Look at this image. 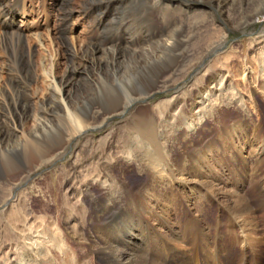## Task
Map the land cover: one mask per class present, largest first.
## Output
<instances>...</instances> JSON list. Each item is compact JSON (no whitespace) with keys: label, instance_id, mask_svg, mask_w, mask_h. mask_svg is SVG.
Segmentation results:
<instances>
[{"label":"rangeland","instance_id":"1","mask_svg":"<svg viewBox=\"0 0 264 264\" xmlns=\"http://www.w3.org/2000/svg\"><path fill=\"white\" fill-rule=\"evenodd\" d=\"M7 1L1 0L0 4L3 5ZM162 1L166 3L171 2V6H174V9L172 8L167 12H162L153 5V0H129V2L122 4L120 0H13V2H16V9L21 11L15 18L17 26H20V29L23 31V39L21 41L22 44L19 46L17 43L5 48V42H1L0 44V107L5 108L10 98L16 99L15 101L21 108L28 107L32 103L35 106L42 97L47 95L46 85L39 75L41 74L40 62L46 63L48 60L46 58L49 56H55L57 58L58 66L55 72L57 79L62 81L64 92H70L69 94L73 97L91 94L97 82L95 71L92 70V62L99 60L102 52L87 54L85 51L83 52L79 49L78 52L76 50L73 53L66 44L67 40L68 42L71 41V38H76L77 43L78 41L79 43L82 42L85 48L106 50L109 54L114 50L115 52L124 54H130L134 51L137 53L143 49L152 48L158 42L166 40L184 20V13L190 11L187 14V16H190L194 11H198L199 8L204 9L209 17L214 20V23L209 25L210 30L213 31L217 27L223 29L225 37L222 44L217 49L209 51L207 56L201 61L198 60L199 53L196 51L193 54V58H191L193 59L191 63L193 67L188 70L186 76L184 75L182 78L179 75L172 77L171 80L175 83H172V81L171 83L169 82L168 85L172 86L164 91L157 92L158 88L153 92L150 91L149 93L153 94L151 95L152 97H149L144 103L137 104L136 109L133 110L138 109L141 114L144 112L146 116L144 120L152 121V124H154L157 130V126L162 128V135H160L159 129L157 136L161 142L165 143L172 158H177L181 155H192L196 148H203L202 151L204 152L202 153L207 155L205 151L206 148H211V144L209 146L208 144L212 140L216 141V143L218 142V148L225 147L226 151L223 157L228 159L226 163H221L217 159L221 156H214L216 161H211L207 157H194L191 161L193 166L188 168L192 171H189L187 174L181 173V169L178 168L179 170L173 176L172 184H169V186L166 184L164 197H161L162 201L160 203L168 205L173 204V199L178 200V206H176L178 210L176 208L175 215L174 213L170 214L168 221L171 225L182 229L180 233L183 236L186 234L184 236L185 242L187 240L186 238L190 235L194 239V234L197 237L196 239H198L200 229H203V232L207 234L209 230L213 235L218 233V238L223 237L220 243L221 250L222 247L224 249V251L222 250L220 252L223 259L230 252V255L236 252L234 255L238 256L243 249V245L241 243L238 245L233 239L236 237L237 239L242 238L241 223L239 220L232 218V223L228 224V217L224 215L227 203H223L220 200L222 196L220 197L219 195L215 199L216 201L214 200L211 204H208L207 201H201V204L196 209L192 206L193 202L191 205L187 202V197L190 193V184L193 181H205L202 182L205 183L203 192L207 195L208 188H206V185L208 183L206 182L210 183L214 181L213 183L217 187L219 186L223 189H226V184L229 188L231 185L232 187H237L234 180L236 175L237 177H242L241 165L239 163L236 164V161L232 158L233 154L227 149V146H229V143L233 144L235 148H239L242 156L246 155L247 152L242 147L247 140L238 137V129L244 128L248 134H250L252 127H255L259 131L260 139L256 147L258 150H261V154L257 155L251 148H248L250 150V157L248 156L247 158L250 161H255L258 158L259 160H263L264 164V94L253 83L248 84V82L242 81L240 76L242 70L241 66L239 67L242 62H245L246 57L249 61L248 66L249 64L252 66V68L249 66L250 69L252 71L254 70V74L257 73V63L255 60L257 59L258 51L256 49L261 46L258 44V41L264 37V17L257 16L248 26L241 28H235L232 24L233 22L227 18L230 4L233 8V11L230 12V19L235 21L240 18V13L237 10L241 9V6L245 12H249L251 8L261 6L263 3L260 1L264 0H246L244 2H240V0H221V4L224 6L222 11L217 7V3L212 0ZM1 33L3 32L2 26L0 25V35ZM40 37L47 38V40H43L41 46L37 42ZM20 47H23V49ZM27 49H30L32 59L35 62V71L38 74V78L36 80L34 79L35 81L33 82L27 80L24 76V70H22L20 57H26ZM6 52L16 57L17 63L12 68H8L4 62L3 57H7ZM230 60L236 61L238 64L233 67L230 64ZM222 64H230V68L227 70L224 68L221 69ZM211 65L213 66L212 73L218 71V69H221L220 71L222 73L226 71L224 72L227 79L225 88H233L236 93H239L242 103L239 104L234 99L230 103L226 100L215 104L212 107L214 110H211L212 112L214 111L211 113L212 117L208 116L199 126L196 125L194 130H188L185 127L184 120L180 119L181 115L188 119L191 115H194L199 109L197 101L201 97L197 93L199 83L195 85H192V83L196 78H203V85L207 86L209 66ZM159 66L163 67V64H159ZM127 70L128 67L121 71L124 73ZM16 75L18 78H16ZM249 76H251V73ZM167 77H169L168 73H162L159 76L157 86L161 88V82ZM263 81L264 79H262ZM122 86L128 87L129 85L125 82L121 84V89ZM186 91L192 95L190 98L186 96L187 93L181 97L180 94ZM174 95L184 99V107L181 109L172 107L169 109L170 111L168 110L164 114L162 113L164 108H156L159 103L165 102ZM28 97H30L29 100ZM240 109L246 111L248 115ZM133 110L131 112H134ZM168 114V121L166 123L162 122V119ZM170 114L174 115L176 119L172 120ZM8 116L0 110V131L1 134H7L5 136L6 141L3 140L0 142V148L2 149L6 148V145H12L14 142L12 135H8V125H10V116ZM127 119L128 116L126 117V115L106 119L103 125L96 131L88 132V138L92 142L90 144L91 146L83 147V140H75L68 147H63L64 150H61L62 152L60 151V156L53 163L51 162L41 168L35 167L38 165L36 161L29 163V161L24 160L23 152L25 149L18 146L16 147L18 154L14 156V161L20 169L8 173L6 171L8 161L7 159L4 161L3 156L0 154V170L2 171L0 179L2 181L0 182V264H4V262L14 264L13 260L17 257H28L29 255L27 253L30 249L23 246V248L15 252V242L20 241L18 239L24 238L25 235L29 238L31 236L33 237L36 231L44 233L38 240L40 246L44 249L43 252L45 255L41 256L38 261H29V264H98L88 246L78 242L77 238H75L77 237L76 235L73 238L70 237L71 234L68 231L73 227L76 233L82 234L83 238L89 232H93V227L97 222L96 218L99 216L96 210V200L102 197L104 193L99 183H95V176H99L100 178L98 177L99 179L97 178V180H100L104 177L103 172L108 174L111 172L114 178L120 182V185L124 186V190H121L122 192L120 194V196L123 194L121 196V204L116 211L117 218L122 215L123 218L137 225L135 226L134 224V227L136 232H139L140 237H136L133 243L135 244L136 252L144 256L146 255L147 258L153 259L158 263L172 264V261L168 260L171 258V254L167 252L170 251L165 246L167 244L164 245L169 237L157 235L142 228L145 220H148L147 222L151 224H154V222L152 220L149 221L147 214H145L146 216L144 215L143 212L146 211L144 209L145 206L142 204L144 200L136 193V187L142 181L146 180V175L149 176L150 172L147 168V170H143V173H141L139 166L135 164L126 166L122 162L125 158L123 157L124 147L121 143V138L125 134L121 131L127 124ZM27 126H29L28 122ZM50 136V139L55 138L53 132H50ZM234 137H236L235 140ZM44 138L49 139L48 136ZM43 141V139L39 140V142ZM58 143L54 139L50 140L51 145H47L51 147L54 154L61 147ZM235 155L237 158H242L240 154L235 153ZM201 158H205L204 164L197 163ZM114 161L119 162L118 166H114ZM200 164L203 165L200 167ZM196 168H198L197 171L195 170ZM261 173L263 174L262 177H264V169ZM100 181H103V179ZM161 183L165 184L164 181ZM258 186L264 191L263 179ZM255 188L258 189V187ZM240 191L244 193L247 198L246 200H249L248 203L254 205V202L248 196L251 191L248 184H245ZM20 203L24 206L25 214L12 218L11 211H15ZM6 208L9 209L6 210ZM263 208H260L254 213L259 220L261 240L264 236ZM195 210H202V215L199 217V214ZM260 217H263V219ZM194 220L197 221L195 222ZM107 224L110 225L109 223L100 225L102 228H108L109 226ZM230 225L233 233L231 232L228 235L234 238L228 241L229 237L226 233H229V231L225 227H230ZM194 228L197 230L195 231ZM186 229L191 230L192 234H189V230ZM46 236L51 237L53 240L51 244L46 242ZM177 240L172 242V246H176L175 249L182 248L184 250V253H186V258H184L186 260L185 263L187 262V258V264L193 262V253H195V260L197 259L199 261L198 259L200 258L202 261L206 260L205 264H207L206 257H208L209 252L206 253L204 248H198L197 251L199 253L197 251L192 252L193 250L190 245H184V243ZM25 241L23 242L24 245L27 244ZM59 242L61 244L64 243L58 245ZM175 243L178 244L175 245ZM162 244L164 246H161ZM181 244L183 247H181ZM158 245L160 246L159 250L157 249L159 248ZM58 248L60 251V248L65 249L66 255H61ZM144 248L149 251V254ZM164 249L166 253H164ZM262 250V254L256 257L260 264H264V245ZM248 252L251 253L249 250ZM198 256L200 257L198 258ZM251 260L252 258L248 255V262L251 263ZM231 264H239V258Z\"/></svg>","mask_w":264,"mask_h":264},{"label":"bare ground","instance_id":"2","mask_svg":"<svg viewBox=\"0 0 264 264\" xmlns=\"http://www.w3.org/2000/svg\"><path fill=\"white\" fill-rule=\"evenodd\" d=\"M212 1H215L217 3L216 5L220 11L223 10L224 6L221 4V0ZM242 1L244 2L246 0H240V2ZM127 2H129V0H120L121 4ZM153 2V5L162 12H167L169 9H172L174 7L171 6V2L166 3L162 0H153ZM260 2L263 3L261 4V6L251 8V10L249 9V12L246 10L248 13L245 12L244 8L241 6V9L237 10L240 13V18L235 21H232L233 19H230V12L233 11V8L230 4V10H227L229 13L227 15L228 20H231V22H233L232 24L235 26V28H241L243 26H248L253 19L257 18V16L263 18L264 1ZM15 3L16 2H13V0H8L7 3L3 5L0 4V25L2 26L3 32L0 35V44L1 42H5V48L17 43L18 46L22 44L21 41L23 39V31L20 29V26H17L15 18L21 11H18L16 9L17 6L15 5ZM189 12L190 11H188V13H184V20L176 28L174 33L171 34L166 40H164L163 42H158L152 48L143 49L137 53L134 51L130 54H124L117 51L115 52L114 50L111 52V54H109L106 52V50L102 51L95 48H85V45H83L82 42H76V38H71V41L69 42L67 40V47H69L71 49V52L73 53H75L76 50L78 52L79 49L83 52L85 51L87 54H97V52L99 51L102 52L100 59L92 62V70L95 71L97 82L92 89L91 94L73 97L69 94L70 92H64L62 81L57 79L55 72L58 66L57 58L55 56L47 57L46 59L48 60L46 63L40 62L41 74L39 75V77L43 79V82L46 85L48 91L47 95L42 97L41 100L38 101L37 104H35V106H33L32 103L28 107L21 108L15 101L16 99L14 100V98H10V101L8 100L9 103L5 108L0 107V110H2L3 113H6V115L10 116L8 135L10 134L14 138V142L12 145H6V148L3 149L0 148V154L3 156L4 161H6V159L8 161V164H6V171L8 173L15 170L18 171L20 169L16 166V163L14 161V156L18 154L16 149V147L18 146L25 149V151L23 152L24 160L29 161V163L36 161L38 165L35 167L41 168L42 166H46L51 162L53 163V161L60 156V151L64 150L63 147H68L70 143L75 140L81 139L83 140V147L89 146L92 142L88 138V132L96 131L103 125L106 119L126 115V117L128 116V119L126 120L127 124L121 131L125 134L124 137L121 138V143L124 147L123 157L125 158L122 162L126 164V166H130L132 164L139 166V171L141 173H143V170H147V168L149 169L150 175H146V180L142 181L139 184V188L136 187V193L139 194V197L144 200V202L142 203L145 206L144 209L146 210L143 212L144 215L147 214V218H149V221L152 220L154 224L147 222L148 220H143L144 226L142 228L147 231H151L154 234L161 236L165 235V237H169L168 241L164 243V245L167 244L165 246L170 251L167 253L171 254V258H169L168 260H171L172 264H187L188 258L187 262L185 263L186 260L184 258H186V253H184V250L182 248L175 249L176 246H172V242H175L177 239H179L177 241L184 243V245H190L193 250L192 252H196L198 248H204L206 253L209 252L208 257H206L207 264H231L238 258L239 264H260L258 263L256 257L262 254L264 236L261 240L259 220L254 215V213L260 208L264 207V191L258 186L262 182V179L264 180V177H262L263 174L261 173V171L264 169V164L263 160H259L258 158L255 161H250L247 158L248 156L250 157V150H248V148H251V150H253L255 154L257 153V155L261 154V150H258L256 147V144L260 139L259 131H257L255 127H252L250 134H248V132L244 128L237 130L238 137L243 138V140H247L244 142V146L242 147L243 150H246V155L242 156L239 148H235L233 144L229 143V146H227V149H229L231 151V154H233L232 158L236 161V164L239 163L241 165L240 169L242 177H237L236 175V178L234 180L237 186L236 188L234 186L232 187V185L229 188V186H227L226 184V189H223L219 186L217 187L213 183L214 181L210 183L206 182L209 184V186L208 184L206 185V188H208L207 195L203 192L205 183L202 182L205 181H193L191 182L190 187L188 186L190 188V193L188 194L189 196L187 197V202L190 205L193 202L192 206L195 209L199 207L201 201H207L208 204H211L220 195V197L222 196L220 200H222L223 203H227L224 215L228 217V224L232 223V218L239 220L241 223L240 225L243 235L240 239H237V237H233L234 239L229 237L228 234H231L232 227L231 225L230 227H225L227 231H229V233H226L229 237L228 241L233 239L238 243V245L239 243L243 245V249L238 255L240 257L234 255V253L236 252L232 253L233 255H230V252L226 254L223 259L220 254L222 250L224 251L223 247L222 250L220 248V243L223 240V237L218 238V233L213 235L208 230L207 234L203 232V229H200V235L198 236V239H196L197 237H195V234L193 232L194 239L192 235H190L188 236V238H186L187 240L185 242L184 236L186 234L183 236V234L180 233L182 229H180V227L177 228V226L171 225L168 221V219H170V214L178 210V207H176L178 206V200L176 201V199H173V204H168L169 206L160 203V201H162L161 197H164L165 187L167 185L169 186V184H172L173 176H175L177 170L181 169V173L186 174L189 173V171H192L188 168L190 166H193L191 161L194 157H207L208 159L210 158L209 160L211 161H216L215 157L221 156L220 158H217L221 161V163L228 162V159L223 157L225 156V147L222 146L218 148V142L216 143V141L212 140L208 144V146L211 144V148H206L205 152L207 153V155L202 153L204 152L202 151L203 148H196L192 155H181L177 158H172V156L170 155V151L166 148L165 143L161 142V140H159V137L157 136V131L159 129V133L160 135H162V128L157 126V130L154 124H152V121L144 120L146 119L144 112H142L141 114L138 109L135 111L133 110L136 109L137 104L144 103L146 102L145 100H147L149 97H152L151 95L153 94H150V91L153 92L157 88V92L164 91L165 89H168L172 86L168 85L169 82L171 83L172 77H176L179 75L182 78L184 75L186 76L188 70L193 67L191 64L193 59L191 58H193V54L196 51H198L199 53L198 60L201 61L205 56H207V53H209V51L217 49L219 45L222 44L225 37L223 29L217 27L213 31L210 30L209 25L213 24L214 20L213 18L209 17L208 13L204 9L199 8L198 11H194L190 16H187ZM45 39L47 40V38ZM45 39L44 37H40L37 41L38 45L41 46L43 40ZM64 41L66 42V40ZM258 42V44L261 46L256 49L258 51L256 57L257 59L255 60L257 63V73H253L254 70L252 71L250 69V67L252 68V66L251 64H249L250 67L248 66L249 61L245 57V62H242V64L239 65V67L241 66L242 70L240 76L243 82H248V84L253 83L264 94V81L262 82V79H264V37L261 38ZM20 48L23 49V47ZM6 55V58L3 57L4 62L6 63V66L8 68H12L17 63L16 57L8 52H6ZM25 56V58L20 57L22 62V70H24V76L27 78V80H29V82L30 80L31 82H33L38 78V74L35 71V62L32 59L30 49L26 50ZM159 64H163V67H160ZM223 64L221 65V69L224 68L227 70L230 68V64L235 67L234 65L238 63L236 61H231L229 65ZM127 67V72L123 73L121 70ZM212 67V65L209 66L207 86L203 85V78H196V80L192 83V85L199 83V89H197V93L201 97H199L197 101L199 109L195 112L196 116L195 114L191 115L188 119L181 115L180 119L184 120L185 127L188 130H194V128H196V125L199 126L208 116L212 117L211 113H213L214 111L212 112L211 110L213 109L212 107L215 106V104L221 103L226 100L230 103L234 101V99L237 103H242V99L239 93H236L233 88H225L227 79L224 72L226 71L222 70L224 71L222 73L220 71L221 69H218V71H214L212 73ZM17 70L19 71L18 68ZM164 72L168 73L169 77L161 82L160 88L157 86V82H159V76ZM250 73L251 76H249ZM16 78H18L17 75ZM125 82H127L129 86H122L121 89V84ZM172 83L175 82L172 81ZM186 93L187 97L190 98V96H192L188 91H186L180 94L181 97ZM176 96L177 95H174L167 99L165 102L159 103L156 108H164L162 110L163 114L172 107L181 109L185 106V101L183 98L181 99V97L178 98ZM29 99L30 97H28V100ZM132 110L134 112H131ZM241 111L243 113H246V111L244 110ZM246 115L248 114L246 113ZM170 116L172 120L176 119L174 115L170 114ZM168 118L169 114L162 119V122L166 123L168 121ZM27 122L29 123V126H27ZM50 132H53L55 137L54 139H56L57 142H59L58 144L61 145L59 151H56L55 154L51 150V147L47 146L50 144V140H54L52 138L50 139ZM0 135V142L3 140L6 141L5 136L7 134H1L0 131ZM46 136H48L49 139L44 138ZM41 139H43L44 141L39 142V140ZM235 139L236 137H234V140ZM124 140L127 142H125ZM230 140L232 141V139ZM235 153L240 154L242 158H237ZM204 160L205 158H201L197 163H203ZM118 164V161H114V166H118ZM203 164H200V167ZM195 170L197 171L198 168H196ZM103 175V181H100L102 179L97 180L99 176H95V183H99V186L104 191V193L102 197L96 200V210L99 216H97L96 218L97 222L93 227V232H89V234L85 238H83L82 234L76 233L73 227L71 229L69 227L70 230L68 231V233L72 235H70V237L73 238L76 235L77 237L75 238H77L78 242H80L81 244H86L91 250L98 264H161L153 259L147 258L146 255L144 256L143 254L136 252L135 244L133 243L135 238L139 236V232H136L135 230V223L133 224L132 222H129L128 220L123 218L122 215V217L120 216L117 218L118 215L116 211L121 204V196L123 194L121 196L120 194L124 190V186L120 185V182H118L114 178V175L111 174V172L109 174L103 172ZM1 176L2 171L0 170V179ZM166 179H168V181H166ZM155 181L157 182L155 183ZM158 181H164L165 184ZM245 184H248V187L251 190L248 196H250V198L254 202V205L248 203L249 200H246V196L242 191H240ZM255 187H258V189ZM8 209L6 208V210ZM195 211L199 214V217L203 213L202 210ZM11 214L10 215L12 218L14 216L20 217L25 214L23 204L20 203L15 211H11ZM138 218L140 217L138 216ZM260 218L263 219V217ZM118 219L119 221H117ZM103 223H109L110 225L107 224V226H109L108 228H102L100 224ZM135 226L137 225L135 224ZM196 230L197 229H195V231ZM191 232L192 231L189 230V234ZM43 235L44 233L36 231V234L33 237L31 236L29 238L27 235H25V239H18L20 241L15 242V252L16 250H20L21 248H23V246L30 250L27 253L29 255L28 257H17L15 260H13L14 264H29V261L35 262L38 261L41 256H44V249L40 246L38 240V238ZM24 241L27 243L26 245H24ZM52 241L53 240L51 239V237L46 236V242H49L51 244ZM230 242L233 243L232 241ZM62 244L61 242L58 243V245ZM177 244L178 243H175V245ZM164 245L162 244L161 246ZM181 247H183L182 244ZM60 249L61 251L58 248V250L61 252V255H66L64 251L65 249ZM157 249L159 250L160 246ZM248 250L251 253H249ZM165 251L166 250L164 249V253H166ZM146 252L149 254L148 250ZM194 254L195 253H193V262H190L188 264H205L206 260H200V256H198L199 261H197V259L195 260L196 257ZM248 255H250V257L252 258L251 263L248 262ZM4 264L7 263L4 262Z\"/></svg>","mask_w":264,"mask_h":264}]
</instances>
